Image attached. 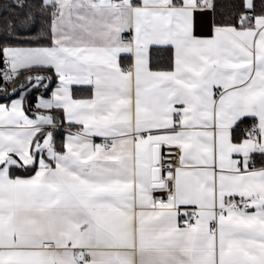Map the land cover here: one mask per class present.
Returning <instances> with one entry per match:
<instances>
[{
	"label": "snow or ice",
	"instance_id": "6c2138e0",
	"mask_svg": "<svg viewBox=\"0 0 264 264\" xmlns=\"http://www.w3.org/2000/svg\"><path fill=\"white\" fill-rule=\"evenodd\" d=\"M0 264H264V0H0Z\"/></svg>",
	"mask_w": 264,
	"mask_h": 264
}]
</instances>
